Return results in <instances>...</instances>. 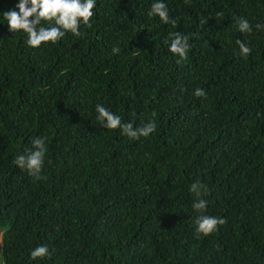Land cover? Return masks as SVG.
Returning a JSON list of instances; mask_svg holds the SVG:
<instances>
[{
    "label": "trees",
    "instance_id": "1",
    "mask_svg": "<svg viewBox=\"0 0 264 264\" xmlns=\"http://www.w3.org/2000/svg\"><path fill=\"white\" fill-rule=\"evenodd\" d=\"M17 2L0 0V13ZM166 3L176 25L149 18L151 0H97L81 36L37 49L0 23L4 264H264V30L236 28L264 23V0ZM174 31L189 37L179 63ZM98 103L156 130H106ZM37 137L39 179L13 163ZM193 182L207 189L204 214L224 220L208 236L194 231ZM38 244L50 259L29 258Z\"/></svg>",
    "mask_w": 264,
    "mask_h": 264
},
{
    "label": "clouds",
    "instance_id": "2",
    "mask_svg": "<svg viewBox=\"0 0 264 264\" xmlns=\"http://www.w3.org/2000/svg\"><path fill=\"white\" fill-rule=\"evenodd\" d=\"M97 0H18L14 8L0 13V23L6 22L12 32H22L25 36V44L29 48L37 49L42 44H55L62 40L66 34L79 37L82 35L81 25L91 26L94 16V8ZM149 18H158L163 24L176 25L177 19L169 15L166 0H151L147 12ZM208 17H203L201 24H206ZM236 28L241 34H252L257 30H264V23H258L250 18L239 17ZM167 50L177 59V63L187 57L189 50V37L179 31L169 32L166 40ZM240 57L250 55L252 49L247 41L235 40ZM113 53H118L119 48L113 47ZM193 95L203 97L206 91L202 88L193 90ZM95 118L106 130L120 131V134L131 140L141 137L147 138L156 130L154 120H149L141 125L134 122H123L120 115L112 112L103 104L95 105ZM32 150L17 155L13 163L21 170L27 171L30 176L40 178L42 166L46 155L45 139L37 137L32 141ZM189 191L196 197L192 202V209L200 213L194 220L195 233L203 236L215 232L219 225L224 223L223 218L204 214L208 201L203 198L207 189L200 182H193ZM52 251L47 244H38L29 251V258L50 259ZM2 264V262H0Z\"/></svg>",
    "mask_w": 264,
    "mask_h": 264
},
{
    "label": "rangeland",
    "instance_id": "3",
    "mask_svg": "<svg viewBox=\"0 0 264 264\" xmlns=\"http://www.w3.org/2000/svg\"><path fill=\"white\" fill-rule=\"evenodd\" d=\"M1 246H2V234L0 231V262H2V264H4V260H3V256H2V252H1Z\"/></svg>",
    "mask_w": 264,
    "mask_h": 264
}]
</instances>
